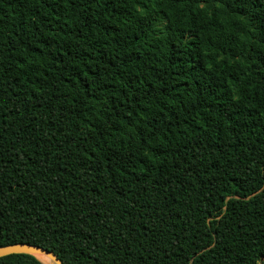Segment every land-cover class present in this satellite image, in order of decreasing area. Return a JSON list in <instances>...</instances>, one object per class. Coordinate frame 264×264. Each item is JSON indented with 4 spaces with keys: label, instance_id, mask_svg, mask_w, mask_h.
<instances>
[{
    "label": "trees",
    "instance_id": "16d2710c",
    "mask_svg": "<svg viewBox=\"0 0 264 264\" xmlns=\"http://www.w3.org/2000/svg\"><path fill=\"white\" fill-rule=\"evenodd\" d=\"M16 243L62 264H264V0H0Z\"/></svg>",
    "mask_w": 264,
    "mask_h": 264
},
{
    "label": "water",
    "instance_id": "95a60500",
    "mask_svg": "<svg viewBox=\"0 0 264 264\" xmlns=\"http://www.w3.org/2000/svg\"><path fill=\"white\" fill-rule=\"evenodd\" d=\"M11 254H28L33 257L39 254L46 256L54 264H62L61 261L56 257V255L53 252L28 243H16V244L0 247V257H4ZM35 258L38 259L37 257Z\"/></svg>",
    "mask_w": 264,
    "mask_h": 264
},
{
    "label": "bare ground",
    "instance_id": "6f19581e",
    "mask_svg": "<svg viewBox=\"0 0 264 264\" xmlns=\"http://www.w3.org/2000/svg\"><path fill=\"white\" fill-rule=\"evenodd\" d=\"M35 257H37L42 263L44 264H54L51 260H49L46 256L43 255H36Z\"/></svg>",
    "mask_w": 264,
    "mask_h": 264
}]
</instances>
